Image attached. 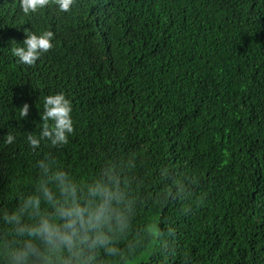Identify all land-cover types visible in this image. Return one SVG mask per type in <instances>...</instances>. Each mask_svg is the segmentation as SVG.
<instances>
[{"label":"trees","instance_id":"trees-1","mask_svg":"<svg viewBox=\"0 0 264 264\" xmlns=\"http://www.w3.org/2000/svg\"><path fill=\"white\" fill-rule=\"evenodd\" d=\"M29 31L52 47L23 65L11 47ZM60 92L73 132L33 149ZM57 172L82 202L95 183L120 193L115 254L81 246L77 260L22 230L53 215L23 206L41 183L63 201ZM136 260L264 264V0H49L28 15L0 0V264Z\"/></svg>","mask_w":264,"mask_h":264},{"label":"clouds","instance_id":"clouds-1","mask_svg":"<svg viewBox=\"0 0 264 264\" xmlns=\"http://www.w3.org/2000/svg\"><path fill=\"white\" fill-rule=\"evenodd\" d=\"M49 0H19L21 11L28 15L44 8ZM56 7L61 12H67L73 0H55ZM53 33L43 31L39 33L27 32L22 43L11 47V54L23 65H32L51 47ZM28 105H23L21 115L26 116ZM72 105L65 94L54 93L44 97L43 121L37 135L26 137L28 145L36 149L42 141L51 144H65L68 136L73 132ZM15 137L7 134L4 143H13ZM63 201L56 198L55 193L45 183L39 185V196H29L23 201L25 210H38L41 199L53 206V215L41 214L38 223L23 228L31 236L39 237L54 248L64 249L71 258L79 260L81 246L88 249L103 248L105 253L113 255L116 249L112 246L113 231H122L126 226L124 214L118 205L121 201L120 193L105 183H95L88 187V200L81 201L77 188L63 172L54 176ZM14 220L15 217H10ZM59 221L57 223L56 221ZM147 231H153L152 225L146 226ZM30 251V249H29ZM28 252L22 253L27 255ZM70 264V262H69Z\"/></svg>","mask_w":264,"mask_h":264},{"label":"rangeland","instance_id":"rangeland-1","mask_svg":"<svg viewBox=\"0 0 264 264\" xmlns=\"http://www.w3.org/2000/svg\"><path fill=\"white\" fill-rule=\"evenodd\" d=\"M138 260L131 262L130 264H136Z\"/></svg>","mask_w":264,"mask_h":264}]
</instances>
